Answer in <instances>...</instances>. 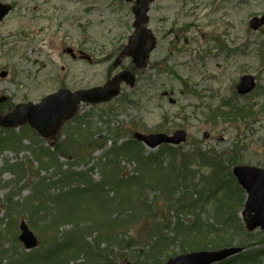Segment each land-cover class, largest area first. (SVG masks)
Instances as JSON below:
<instances>
[{
    "label": "rangeland",
    "instance_id": "rangeland-1",
    "mask_svg": "<svg viewBox=\"0 0 264 264\" xmlns=\"http://www.w3.org/2000/svg\"><path fill=\"white\" fill-rule=\"evenodd\" d=\"M0 2L14 6L13 11L0 23V46L6 44L3 48L8 52L0 68L12 64L32 68L30 61L38 59L36 51L43 50V58L54 62L58 75L56 78L66 87L76 90L104 85L109 77L133 64L131 57L117 52L127 45L134 32L131 10L134 3L123 0ZM262 14L264 0H156L151 5L148 24L157 40L156 50L148 68L135 67L136 82L133 87L124 83L121 97L105 103L82 105L76 120L65 123L49 139L41 138L28 124L10 129L0 126L1 134L8 138H22V131L33 135L23 134V150H20L22 142L18 146L14 142L5 145L0 151V264H13L19 257L39 254L53 241L55 232L46 230L45 224L54 214L53 203L58 200L57 197L73 187L70 185L62 189L61 184H55L48 192H42L36 182L42 178L48 179V182L55 181L61 170L87 171V180L92 183L91 189L86 183L79 185L80 193L83 194L79 198L84 200L78 201V197H71L59 203V207L72 214L77 211L71 210L77 208V204L88 197L96 199L101 194L109 197L110 201L122 203L130 190H114L111 185L120 182L121 177L138 180L139 173L148 170L139 162L142 154L160 155L162 158L159 163L163 162L166 170H172L170 162L175 155L182 156L197 149H214L241 154L243 164L264 168V26L259 30H252L249 26L254 16ZM62 46L85 50L93 59L87 62L64 56ZM9 49L13 51L9 52ZM63 66L66 67L65 72L61 70ZM246 74L256 77L257 86L247 97L238 96L236 87L241 76ZM2 83L8 86V90L15 88V84L9 81L7 84L5 81ZM59 86L56 84L54 89ZM164 91L172 92L177 102L170 103L168 98L162 96ZM44 95L41 93L38 97ZM35 97L31 99L35 100ZM125 97L128 101L123 100ZM246 102L254 106L250 112L255 114L246 116L250 121L247 126L243 125L246 118L233 119L230 109L221 108V114L215 111L223 104L236 109ZM10 111L2 110L0 119ZM82 115L87 118L81 125L78 121ZM80 125L92 129L96 133L94 139H97L93 140L95 145L90 142L81 145L84 148L82 154L73 150L71 144L77 132L74 130H78ZM182 128L188 132L186 143L156 149L141 144L138 156H134L137 143L132 139L135 131L172 133ZM205 132L209 133L208 138L203 136ZM33 145L31 150L30 146ZM37 145L45 146L50 153L59 155L62 169L55 164L43 165L42 159L38 160L37 156L48 161L50 153L36 151ZM121 145L130 146L129 153H117L115 147ZM57 147L62 148L57 151ZM115 158L118 166L114 170L120 172L112 169L110 159ZM108 160L109 164L106 163ZM157 161L155 159L151 163L156 165ZM175 163H182V157H178ZM6 164L15 167L6 170ZM16 170H22L20 175ZM108 170L111 178H114L112 182ZM209 172L210 167H207L194 176L202 187V191L193 196V200H197L194 202L198 207L196 213L171 210L170 200L184 197L185 201L190 200V196L182 192L172 195L169 187L165 188V192L145 194L147 204L153 202L154 213L158 217L154 219L148 215L139 223L130 222L117 229L125 238L133 237L136 243L139 242L132 249H123L112 242L111 236L90 225L95 218H116L119 212L115 208L106 211L105 217L100 214L87 218H63L58 226L60 251H56L45 264H134L138 256L149 264L155 261L163 264L191 245L207 248L201 250L226 247L211 248L213 243L223 240L232 241L231 246L244 247V253L252 249L258 252L238 256L221 264H264V231L257 229L248 232L243 228L246 192L243 191L244 199L235 195L232 201L223 200L231 206L226 208L227 218H219L215 211L218 200L205 192L209 183L216 182ZM224 184L235 188L228 179ZM224 191L226 187L222 189ZM231 207H237V210ZM120 215L123 221H131L134 212L129 208L120 212ZM231 216L236 220L228 222ZM238 219L242 225H239ZM22 221L27 222L40 240L39 247L31 251L26 250L19 239ZM162 221H171V225H160ZM76 224L83 231L80 230L84 235L83 243L89 246L86 251H78L76 246L70 245V241H63ZM242 240L250 245H243Z\"/></svg>",
    "mask_w": 264,
    "mask_h": 264
},
{
    "label": "trees",
    "instance_id": "trees-1",
    "mask_svg": "<svg viewBox=\"0 0 264 264\" xmlns=\"http://www.w3.org/2000/svg\"><path fill=\"white\" fill-rule=\"evenodd\" d=\"M228 106H221L216 108V112L221 114V108L226 109ZM230 114H232V118H238L244 120L247 115H250V111L252 112L254 109V106H249L248 109L249 111L246 110V106H243L241 108H236L234 109L233 106H229ZM234 109V110H233ZM216 114V115H219ZM89 114H87L88 117ZM222 116V115H220ZM85 115L79 116V123L81 125L85 123L86 118ZM250 121L247 120V118L244 120L243 125H249ZM80 125L78 130L75 132V135L72 138V149L75 151H78L80 154H82L84 151V148L81 146L83 144H93V140L97 141V139H94L96 136L95 132H92V129L90 128H82ZM120 137V136H119ZM20 137L17 136H12L11 138H6V137H1L0 138V151L5 147V145L14 143L15 146H18L20 143ZM99 140V139H98ZM132 141H136L135 145V154L134 156H138V151L140 147H142V143L132 139ZM79 145L76 147V145ZM97 145V144H96ZM236 146V145H235ZM63 147V146H62ZM62 147H57V151H59L58 148ZM130 146L126 145H121L116 146L115 149L117 153L120 152H125L129 153L128 148ZM166 147H171L170 145H163L162 148ZM40 151L42 154L44 152L46 153V149L40 148ZM49 152V151H48ZM110 152V151H109ZM50 153V152H49ZM59 155L50 153L48 154V161L47 158L44 160L43 158H38L42 159L43 165L50 166V164H55L58 168L62 169V164L59 162ZM174 156V159L170 162V166L172 167V170H166L167 168L159 163L160 158H162L160 155L158 156L157 154H151L144 156L143 154L141 155V158L139 159V162L142 166L148 167V170H143L142 172L139 173V176L137 177L138 180H135V178L128 177L126 179L122 178L120 179V182L118 183H113L111 185V188L114 190H117L118 188L124 189L126 191L130 190L128 195L123 199L122 203H115L113 200H109V197H105L104 195H99L96 199L93 197H88V199L84 202H81L80 204H77V208H72V214L69 213V211L64 210L62 207H59V203L61 201H64L66 199H69L71 197L77 198L78 201L84 200L83 198H79L80 195H83L80 193V187L82 183H86L89 189H91V181L87 180L89 177V174L87 171H76V170H61L59 174V178L56 179L55 181L48 182V179L42 178L38 180L36 183L39 185V191L41 190L42 192H48L51 190V188L55 184H61L62 189H65L66 187H70V185L73 188H68L65 193L57 197L58 200L54 201L53 203V212L54 214L51 216V220L45 224V229L48 231H52V233L55 232L54 234V239L51 241V244L40 251V253H34V255H27L26 257H19L18 259H15L13 264H42L41 260H44L45 264L50 258H52L53 254L56 251H60L59 248V235H58V226L63 218H81V217H90L92 215H100L103 214L102 217H105V214L107 213L106 211H109L111 208H115L117 210L118 215H120V212L125 211L126 209L132 208L134 212L133 220H122L121 217L117 215L116 218H113L112 220H98L97 218L92 219L90 222V225L93 226V228H98L103 232H105V235L111 236L113 239V243L119 244L120 247L123 249H132L133 247L139 245V242H135L133 237L130 238H125L120 230L117 231V229L122 228L126 224L132 222V223H139L140 221L144 220L145 217L148 215H151L156 219L158 216L154 213L155 208L152 206L153 202H150V204H147V197H144L145 194L150 193V192H165V188L169 187L170 193L172 195L182 192L184 194H187L190 196V200H185L184 197L178 198L176 200L172 199L169 202L172 203L171 210H176L181 213H187V212H193L196 213L197 211V206L194 204L195 201L193 200V196L195 193H200L202 191V187L200 186L199 182H196L194 176L196 175L195 173H199L202 170H204L207 167H210V175L211 178H214L216 182L214 183H209L207 188H205V192L208 193L210 197H215L216 200H218V206L216 211V215L219 218H227L226 215V208L230 207L231 205H227L223 200L227 201H232L235 198V195H239L244 199V192L242 188L237 184L234 175L232 173V166L238 163H242L243 158L241 157V154L238 153H233L230 151H215L214 149L212 150H202V149H197L192 152V150L189 153H184L182 156ZM178 157H182V163L177 165L176 159ZM155 159H158L157 165L152 164ZM111 161V166L112 169H116L118 166V160L115 159H110ZM225 161L228 163L226 164ZM109 164V160L106 162ZM15 166H11L9 169L14 168ZM88 170V169H87ZM18 171V174L20 175L21 171ZM106 171V170H105ZM112 171V170H111ZM116 172H120L121 170H114ZM108 176L110 177V181L112 182L113 177L111 178L110 170H108ZM205 175H208V173H204ZM230 180L233 182L235 188H233L231 185H226L224 184L225 181ZM41 184V185H40ZM124 184V185H123ZM77 185V186H76ZM123 185V186H121ZM76 186V187H74ZM226 187V191L222 192V189ZM204 188V187H203ZM219 194L221 196H219ZM219 197H218V196ZM93 199V200H92ZM192 199V201H191ZM240 202V206H241ZM131 206V207H129ZM227 206V207H226ZM126 207V208H125ZM169 207V206H168ZM125 208V210H124ZM230 209L232 210H237V207H231ZM32 213V212H31ZM69 214V215H68ZM75 215V216H73ZM120 216H125L124 214H121ZM235 218H228L229 221H235ZM171 221H162L159 222L160 225H171ZM239 225H242V221L238 219ZM226 224V220H224L223 225ZM79 225L76 224L75 228L71 230L70 232L67 233V236L64 237L63 241L68 243L70 241V245L76 246L78 251L83 250L86 251V249L89 247L87 244L83 243L82 239L84 238L83 231L78 227ZM170 227V226H168ZM244 228V227H243ZM82 232H81V231ZM107 230V231H105ZM101 233V234H102ZM182 235V232H180ZM249 234V233H245ZM185 236L186 233H184ZM100 236V233L99 235ZM184 238V236H183ZM227 240L223 241H218L216 243H213L211 248H217L221 246H231L233 245L232 241L228 242ZM241 244V243H240ZM242 244L247 246L250 245V243H247L246 240H242ZM241 244V245H242ZM71 248V247H70ZM69 248V250H70ZM201 249H207L204 248V246H199V245H191L187 249L183 248L179 251V253H188L196 250H201ZM257 249H252L248 253L241 254L239 256H249L252 255L253 253H257ZM177 253V254H179ZM176 255V254H175ZM238 257V256H237ZM230 260V259H229ZM229 260L223 261V262H228ZM221 262V263H223ZM48 263V262H47ZM159 261H155L153 264H159ZM219 263V264H221ZM134 264H149L147 260H144L138 256V260L134 262Z\"/></svg>",
    "mask_w": 264,
    "mask_h": 264
},
{
    "label": "water",
    "instance_id": "water-1",
    "mask_svg": "<svg viewBox=\"0 0 264 264\" xmlns=\"http://www.w3.org/2000/svg\"><path fill=\"white\" fill-rule=\"evenodd\" d=\"M153 0H139V4L134 8L136 16V33L130 39V45L126 49L127 54H131L138 65H144L149 52L154 47L153 38L149 35L145 24L149 18L147 12L149 4ZM10 10V6H4L0 12V19ZM145 23V24H144ZM264 24V16L253 18L251 27L259 29ZM71 51V50H69ZM73 51V50H72ZM71 51V52H72ZM89 59L87 55L83 56ZM90 60V59H89ZM125 79L130 85L135 83V77L129 71L122 72L112 80L107 82L104 88H93L87 90L72 91L70 89H61L50 95L38 105H25L13 113L12 117L0 121L4 126H18L28 121L37 128L45 137L54 135L60 126L68 119L74 117L82 102L90 104L106 101L119 93V88L115 85L119 79ZM256 86L253 75H245L237 87L240 94L251 92ZM209 134L205 133L207 137ZM135 137L143 141L148 147L155 148L162 143L179 144L187 140L185 130H177L173 135L165 133L143 134L136 132ZM239 183L248 193L246 202V223L249 231L258 227L264 229V169L256 166L239 165L233 169ZM1 211V208H0ZM21 240L27 248L37 246L38 240L34 233L28 228L26 222L21 224ZM243 248L229 247L215 251H199L188 254H181L170 258L165 264H213L229 258Z\"/></svg>",
    "mask_w": 264,
    "mask_h": 264
},
{
    "label": "flooded vegetation",
    "instance_id": "flooded-vegetation-1",
    "mask_svg": "<svg viewBox=\"0 0 264 264\" xmlns=\"http://www.w3.org/2000/svg\"><path fill=\"white\" fill-rule=\"evenodd\" d=\"M136 3H138V0L134 2V4ZM43 30H46V28H43ZM21 38L23 39V41H26L22 36ZM5 45L6 44H4L3 47ZM3 47L0 46V63L8 54V52H6ZM69 47L70 46L61 47L64 56L71 57V55L64 52L65 49ZM156 47L157 44L155 46V49L148 55L144 65L145 69L148 68L151 56L156 50ZM11 51H13V49H9V52ZM74 51L76 52V49H74ZM77 51L79 52L81 51V49H78ZM36 52L38 55H35L38 59L36 61H30L32 63V68H26V66L24 65L19 67V65L13 64L5 65L4 68H0V112L6 109H17L18 106L26 103H40L43 99H45L46 95L54 92V87L56 84H60L61 86L66 87L65 83L61 84V81L56 78L58 77V75L55 72L54 62L49 59L46 60L45 58H43V50H38ZM61 70L65 72L66 67L63 66ZM2 81H5L6 84L8 81L12 84H15V88H12V90H8V86L5 87ZM41 93H45V95L42 97H38ZM33 96H36L35 100L31 99V97ZM3 97H5L6 99L3 100Z\"/></svg>",
    "mask_w": 264,
    "mask_h": 264
}]
</instances>
